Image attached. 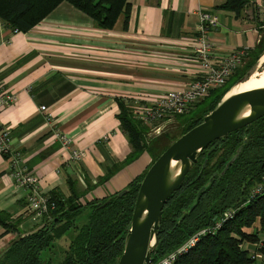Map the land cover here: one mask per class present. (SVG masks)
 Segmentation results:
<instances>
[{
	"label": "crops",
	"instance_id": "1",
	"mask_svg": "<svg viewBox=\"0 0 264 264\" xmlns=\"http://www.w3.org/2000/svg\"><path fill=\"white\" fill-rule=\"evenodd\" d=\"M227 1L129 0V13L111 30L96 28L66 2L27 32L13 33L0 20V88L16 99L0 107V124L9 128L25 168L40 179V192L83 207L74 218L77 228L88 224L90 201L115 195L148 169L146 152L124 164L133 149L116 101L133 111L201 73L193 59L199 15L216 18L206 34L215 60L239 50L249 55L264 41V0H247L239 12L221 8ZM57 134L72 139L68 149ZM73 150L84 153L77 163L69 160ZM8 172V156L0 154V257L49 222L31 221L27 191Z\"/></svg>",
	"mask_w": 264,
	"mask_h": 264
},
{
	"label": "trees",
	"instance_id": "2",
	"mask_svg": "<svg viewBox=\"0 0 264 264\" xmlns=\"http://www.w3.org/2000/svg\"><path fill=\"white\" fill-rule=\"evenodd\" d=\"M63 2L87 15L96 28L102 30H111L118 17L121 14L127 15L130 10L129 0H0V20L13 31L27 32ZM246 4L247 0H228L221 8L239 12ZM263 54L264 41L261 39L257 48L249 55L247 53L246 61L235 72L241 73L234 83ZM227 82L210 92L213 95L197 109L201 116L190 123L181 135L198 125L215 108L234 84L228 86ZM116 102L119 109L117 120L133 149L124 164L146 152L153 156L150 167L170 145L159 148L155 142H148L147 135L151 127L136 119L132 109L123 101ZM193 107L194 105L188 111ZM240 146L242 149L237 158L225 174L220 176L224 166ZM205 160L206 166L202 168ZM146 171L127 187L129 192L123 197L115 198L113 195L103 200L90 201L87 204L91 213L89 221L81 228L75 226L74 218L82 212L83 207L72 202L64 203L57 196L50 195L57 202V207L49 214V222L14 241L0 257V264H116L123 252L139 183ZM214 173L217 176L213 177ZM110 174L111 172L107 177ZM263 178L264 117L212 142L199 155L197 163L192 166L162 210L153 262L177 248L195 232L221 221L222 214L232 207V210H236L232 219L225 221L215 235L201 238L174 264H264V241L258 238L264 235V196L257 197L248 204L243 202L248 188L258 184ZM201 188L204 190L198 195ZM107 201L108 204L101 208ZM191 206L193 209L188 212ZM2 225L6 230L10 229L8 225ZM69 230H73L76 237L69 242L61 256V250L54 252L52 245ZM256 244L258 245L255 247Z\"/></svg>",
	"mask_w": 264,
	"mask_h": 264
},
{
	"label": "water",
	"instance_id": "3",
	"mask_svg": "<svg viewBox=\"0 0 264 264\" xmlns=\"http://www.w3.org/2000/svg\"><path fill=\"white\" fill-rule=\"evenodd\" d=\"M264 67V54L236 81L215 108L202 121L177 138L146 171L136 195L130 228L124 238L123 252L116 264H150L158 243L162 210L169 197L181 185L199 155L214 141L243 129L264 117V88L238 93L234 88L245 83ZM246 140L243 141L245 144ZM242 147L226 163L223 176L235 161ZM211 152V151H210ZM209 154V153H208ZM205 160L202 168L206 166ZM217 173L213 174V177ZM212 178L210 179V181ZM204 190L201 188L198 195ZM129 192L125 188L114 195L121 198ZM109 201L102 206H106ZM191 206L188 212H191Z\"/></svg>",
	"mask_w": 264,
	"mask_h": 264
},
{
	"label": "built area",
	"instance_id": "4",
	"mask_svg": "<svg viewBox=\"0 0 264 264\" xmlns=\"http://www.w3.org/2000/svg\"><path fill=\"white\" fill-rule=\"evenodd\" d=\"M216 23V18L212 15L207 13L199 15L198 36L194 41L196 48L193 59L200 64L201 73L185 87L164 94L152 104L134 108L133 115L146 125H149L151 129H158L157 122L159 121L168 120L171 117L187 112L190 107L202 101L212 90L225 85L228 79L242 67L247 54L246 50L231 52L219 60L214 59V51L206 34L209 28L216 26ZM18 32L17 30L13 31V33ZM15 101L14 96H5L0 88V107L8 106ZM40 110L44 111L45 107H41ZM56 136L63 148L68 149L72 144L71 138L62 134H57ZM0 154L8 156L9 172L7 176L18 187L27 191L26 203L31 214V221L37 224L43 219H49V214L56 210L57 202L39 191L40 179L25 168L19 152L12 148L9 128L1 124ZM83 156L84 153L73 150L70 153L69 160L77 163ZM261 196H264V179L257 185V189H255V193H252L249 201ZM234 215L235 211L233 210L223 213L221 221H217L213 226L205 227L195 232L173 252L166 254L158 261H152L150 264H174L178 258L186 255L201 238L206 235H215L222 224L228 219H232ZM239 247L241 246L239 245Z\"/></svg>",
	"mask_w": 264,
	"mask_h": 264
},
{
	"label": "rangeland",
	"instance_id": "5",
	"mask_svg": "<svg viewBox=\"0 0 264 264\" xmlns=\"http://www.w3.org/2000/svg\"><path fill=\"white\" fill-rule=\"evenodd\" d=\"M264 69V68H263ZM262 69V70H263ZM261 70V71H262ZM260 72V71H259ZM241 73V72H240ZM239 72L236 73L234 76L230 77L228 79L227 85L230 86L232 85V83H234V81L236 80V77L240 74ZM239 80V79H238ZM211 95H213L212 93L208 94L202 101H200L199 103L195 104L194 107L188 111L187 113L183 114L181 117H171L169 120V122L165 125V127H158V129H150L148 131V135H147V141L148 142H155L156 144H158V147H163V146H169L170 144H172L177 138H179L181 136V134L186 130L187 126L192 123L193 121H195L198 117L201 116V114L197 113V109L199 106H201V104L205 103L210 97ZM137 119V118H136ZM167 120V121H168ZM144 123V122H143ZM164 148V147H163ZM151 160L153 159V156H151ZM264 179V178H263ZM262 181L258 182L261 183ZM251 185L247 190L248 192H246L247 194H245L244 200L243 202L245 204L249 203L250 200V196L252 195V193H255V189H257V185ZM256 198H254L253 200H255ZM242 202V203H243ZM243 203V204H244ZM232 208V207H231ZM229 208L231 211L232 209ZM227 211V212H228ZM236 213V210H233ZM223 215V214H222ZM229 220V219H228ZM81 222V220H78V224ZM264 237V235H262ZM76 237V233L75 235L72 234L71 232H69L68 234H66L63 238H61L60 240H58L56 243L57 245L55 246V251H60L61 249V253L60 255H63V251H65L64 249L67 248L69 242L71 241V239H75ZM262 239V238H261ZM186 241V240H185ZM184 241V242H185ZM182 242V244L184 243ZM180 246V245H179ZM176 249V248H175ZM173 249V250H175ZM192 249V248H191ZM173 250H171L170 252H173ZM169 252V253H170ZM58 258H59V253H58ZM57 258V260H58ZM54 262L56 261L53 260Z\"/></svg>",
	"mask_w": 264,
	"mask_h": 264
},
{
	"label": "bare ground",
	"instance_id": "6",
	"mask_svg": "<svg viewBox=\"0 0 264 264\" xmlns=\"http://www.w3.org/2000/svg\"><path fill=\"white\" fill-rule=\"evenodd\" d=\"M262 69L259 70L260 72L259 71L255 72L245 83H241L238 86H236L234 88V91L238 93H242L259 88H264V69L263 70Z\"/></svg>",
	"mask_w": 264,
	"mask_h": 264
}]
</instances>
